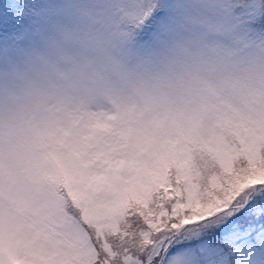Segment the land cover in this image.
Listing matches in <instances>:
<instances>
[{"label":"clouds","instance_id":"clouds-1","mask_svg":"<svg viewBox=\"0 0 264 264\" xmlns=\"http://www.w3.org/2000/svg\"><path fill=\"white\" fill-rule=\"evenodd\" d=\"M80 27L95 43L75 51L43 35L0 47V216L20 235L81 219L64 175L46 161L92 164L86 136L99 110L118 102L143 109L149 97L183 104L210 92L264 95L254 75L264 69V32L250 31L232 0H171L151 44L132 57L121 54L128 34L117 18ZM208 246L223 264H239L230 245Z\"/></svg>","mask_w":264,"mask_h":264},{"label":"snow or ice","instance_id":"snow-or-ice-1","mask_svg":"<svg viewBox=\"0 0 264 264\" xmlns=\"http://www.w3.org/2000/svg\"><path fill=\"white\" fill-rule=\"evenodd\" d=\"M264 82V69L254 74ZM81 219L42 235L0 236V264H223L208 242L230 245L239 264H264V163L226 155L198 172L163 154L141 167L93 166L54 155Z\"/></svg>","mask_w":264,"mask_h":264},{"label":"rangeland","instance_id":"rangeland-1","mask_svg":"<svg viewBox=\"0 0 264 264\" xmlns=\"http://www.w3.org/2000/svg\"><path fill=\"white\" fill-rule=\"evenodd\" d=\"M34 1L39 5L34 7ZM159 2V3H156ZM171 0H7L0 17L30 15L21 34L0 39V47L41 35L55 36L69 50L94 44L80 22L103 16L115 17L128 32L121 54L132 57L154 39L164 6ZM234 14L250 31L264 32V0H232ZM154 8H156L154 12ZM131 21H138L135 24ZM126 27V28H124ZM52 43V40L48 41ZM92 165L141 167L148 157H167L170 166L198 172L202 162L226 155L251 157L264 163V95L248 89L232 95L214 92L183 104L146 98L145 107L118 102L99 110L86 136ZM11 221L0 216V236L7 237ZM50 229L41 228L33 235Z\"/></svg>","mask_w":264,"mask_h":264},{"label":"trees","instance_id":"trees-1","mask_svg":"<svg viewBox=\"0 0 264 264\" xmlns=\"http://www.w3.org/2000/svg\"><path fill=\"white\" fill-rule=\"evenodd\" d=\"M6 1L7 0H0V10H5L6 9V6H5V4H6ZM156 3H159V2H156ZM37 5H39V6H41L40 4H39V1H34V7H36ZM155 10H156V8H154V12H155ZM22 16H24V15H22V14H15L14 16H12V17H10V18H21ZM5 17H0V22H3V21H6V20H9V18L7 17L6 19H4ZM131 22H133V23H135V24H139V23H136V22H138V21H131ZM124 28H126V27H124ZM128 33V32H127Z\"/></svg>","mask_w":264,"mask_h":264}]
</instances>
